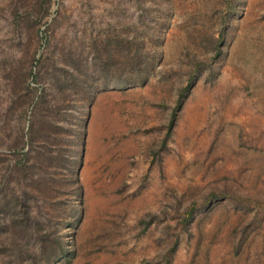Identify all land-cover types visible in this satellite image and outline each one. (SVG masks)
<instances>
[{
	"label": "rangeland",
	"instance_id": "1",
	"mask_svg": "<svg viewBox=\"0 0 264 264\" xmlns=\"http://www.w3.org/2000/svg\"><path fill=\"white\" fill-rule=\"evenodd\" d=\"M2 208L23 264H264V0H0Z\"/></svg>",
	"mask_w": 264,
	"mask_h": 264
},
{
	"label": "trees",
	"instance_id": "2",
	"mask_svg": "<svg viewBox=\"0 0 264 264\" xmlns=\"http://www.w3.org/2000/svg\"><path fill=\"white\" fill-rule=\"evenodd\" d=\"M0 218H2V220L0 221V233H7L9 231L10 234V243L18 250L17 247H19V243L18 241H22V239H18L20 238L19 236V232L17 231V233L14 231H10L9 226H7L8 224H6L9 219L15 223V218L13 217V215H9L8 212L6 211L5 208L0 209ZM13 229V228H12ZM9 236V235H8ZM17 238V240L15 239ZM20 249V248H19ZM9 252V253H8ZM6 251V253L4 252V254L6 256H3L1 254H3V251H0V257H2V259H0V264H23L22 262V252L21 251ZM25 252V251H24ZM29 259L32 258V264H35V262L37 261V257L34 256L33 254H29Z\"/></svg>",
	"mask_w": 264,
	"mask_h": 264
}]
</instances>
